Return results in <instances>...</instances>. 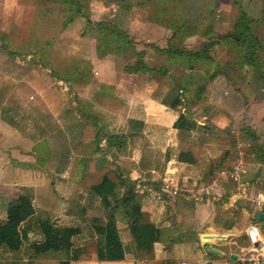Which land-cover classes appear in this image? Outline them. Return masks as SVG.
<instances>
[{"label":"crops","instance_id":"1","mask_svg":"<svg viewBox=\"0 0 264 264\" xmlns=\"http://www.w3.org/2000/svg\"><path fill=\"white\" fill-rule=\"evenodd\" d=\"M138 2L141 1L129 0L126 3L128 8H133ZM212 5L215 15L219 10L226 9L221 5ZM160 9L156 8L153 13L149 9L150 22L158 21L149 23L158 25L152 31L157 30L156 35L161 34L149 45L168 50L198 51L211 43L208 50L210 58L207 59L209 68H203L200 61L192 66H181L178 60L168 61L165 55L155 53L162 59L151 62L150 56H145L143 61L138 57L128 61L134 63L140 60L150 68H167V74L159 80L151 78L148 70L141 67L126 72L124 66L128 65V61L122 50L128 45H123L120 40L118 46L108 48L106 60L95 61L97 66L107 61L118 62V72L114 69L106 72L97 69V81L88 79L80 88L76 83L69 84L70 88L74 86L70 90L78 96L75 97L76 101L44 106L53 157L42 166L37 161L40 158L36 151V156H31L33 167L23 175L31 180V184L20 185L31 187L34 190L32 202L35 209L49 212L54 219L61 215L79 217L83 213L87 216L101 214L104 218L101 196L91 188L101 181L104 174L117 182L112 198L120 199L129 183L135 185L140 210L158 228L159 237L153 243L149 257H145L137 250L125 222L117 219L118 233L124 248L130 242L133 249L131 252L135 253L129 259L130 264H175L181 261L193 264H264V233L254 218L256 211L264 212V204L256 203L264 200V93L255 89L252 94L246 87L237 88L242 80L240 73L233 75L235 79L230 81L228 74H222L221 67H226L227 61L223 62L220 58L216 60L215 57L219 51L221 56L226 54L222 50V42H215L214 38L207 41L204 36L211 24L193 21L190 26L174 27L163 17L166 9L158 11ZM155 13L156 16L152 17ZM158 14L159 19H156ZM113 28L129 34L116 24H113ZM132 29L136 31L135 27ZM86 31L83 27L82 34L86 35ZM128 37L132 36L129 34ZM140 72L150 79L146 85H136L131 91L103 81V78L113 79L121 73L136 78ZM174 78L179 81L174 83L171 80ZM198 78L212 79L210 86L207 85L208 92H198L196 103H188L193 106L191 110H194V106L208 109V104L213 103V137L206 136L204 139L202 135L193 132L192 128L173 127L177 118L185 114L178 103L172 101L169 104L163 98L174 84L180 95L189 92L191 86L182 82L186 79L196 81ZM205 103L207 106H204ZM230 109L233 110L230 111L232 116L223 114V110ZM247 114L250 117H245ZM207 124V121L198 123L205 129ZM227 130H235L237 136L224 135ZM233 137L237 143L242 142L238 146L252 144L248 148L236 147L238 151H234ZM115 138L123 140L121 146ZM184 152H188L186 157L191 159L190 162L179 159V154ZM6 155L9 159L15 157L8 151ZM230 155H233L231 163L240 161L236 179L230 176ZM169 173L174 175L181 191L173 193L172 190L163 189V179ZM34 177H43L42 185L35 184L39 181L32 182ZM214 179H217L218 186L210 194L200 192V187ZM47 180L50 181L46 188L48 195L35 193L36 188L44 187ZM40 197L48 198V206L45 205L47 201L43 208V205L37 204ZM117 217L124 216L118 211ZM79 221L61 226L82 224L83 220L79 218ZM207 245L216 251L207 250ZM127 254L125 249L124 260L98 262L123 264L126 263ZM232 255H235V259Z\"/></svg>","mask_w":264,"mask_h":264},{"label":"rangeland","instance_id":"2","mask_svg":"<svg viewBox=\"0 0 264 264\" xmlns=\"http://www.w3.org/2000/svg\"><path fill=\"white\" fill-rule=\"evenodd\" d=\"M62 1L0 0V220L3 219V211L8 199L15 192L23 189L20 183L31 184V180L29 181L23 176L33 167L31 156H36V151H38L37 157L40 159L37 161L42 166L51 161L53 157V151L50 147L52 144L50 142L51 134L48 129V117L44 106H50L53 103L58 105L63 102L70 103L71 100L76 101L75 97L78 96L72 94L73 92L70 90L74 89V86L70 88L69 84L76 83L77 87L80 88L82 83L88 79L97 81L96 79L99 77L97 69L101 72L113 69L117 71L118 62L108 63L107 61L98 66L95 63L96 60H106L108 48L113 45L118 46L117 42L120 40H116L115 33L112 32V34L110 29L104 28L101 32L99 23L104 25L108 21L111 26L116 24L126 29L132 36L129 38L131 44L123 42V45H128L122 50V54L127 56V61L137 57L142 60L143 57L150 56L151 62H156L162 58L155 54L160 52L155 51L153 45H149L153 39L161 36V34L156 35L157 30L152 31L153 27L158 25L149 23L158 21L150 22L149 9L151 13L156 8H162L158 11L166 9L163 17L174 27L179 25L190 26L193 21L201 22L204 25L211 24L204 36H206L207 41L214 38L215 42L218 40L222 42V50H225L226 54L221 56L220 51L215 53L216 60L220 58L219 60L222 59L223 62L227 61L226 67H221L222 74H228L230 81L234 78L233 75L240 73L239 77L242 80L239 81L237 88L246 87L252 94H254L255 89L260 90L261 94L264 93V0H140L141 2L138 4L135 5L134 3L133 8H127L126 5L122 7L115 0H80L78 9L72 6L66 7ZM128 1L126 0V2ZM149 1H153L152 4L149 3L150 5H148ZM212 4L221 5L226 9L219 10L215 15L211 9ZM154 16L156 13L152 15V17ZM158 16L159 14L156 19H159ZM147 22L150 25L149 30L147 29ZM244 22L248 24V34L258 42L257 53L262 62L263 70L261 77L250 66H240L242 52L234 37L236 35L240 38L244 37L239 31L240 24ZM71 24L72 28L70 27ZM213 24L216 27L213 28ZM83 27L87 30L86 35L85 33L82 34ZM134 27L136 31L132 29ZM108 31L112 35L108 34ZM129 34L127 35L129 36ZM223 35H226V38L222 37ZM233 35L235 36L233 37ZM249 35L248 38L250 39ZM138 52H143L142 56H139ZM178 61L181 66L186 64V58H180ZM197 61H200L203 68L210 66V63L205 59ZM197 61L195 60L194 63H198ZM135 63L126 62L130 67ZM56 74L61 76H55ZM149 79L140 72L136 78L121 73L113 79L103 78V81L111 82L131 91L136 85H146ZM171 80L175 81L174 83L179 81L177 78ZM186 80L182 83L191 86L192 90L180 95L176 84H174L173 89L171 88L163 97L164 101L169 104L173 101L181 106L185 117L196 123L192 128L193 132L202 135L203 139L206 136L213 137V110H211L213 103L208 104V109L194 106V110H191L193 106L188 105L189 102L196 103L198 92H208L207 85L210 86L212 79ZM73 91L75 92V90ZM82 95L80 94V96ZM162 95L164 93L159 97ZM177 98L180 100H176ZM232 109L235 110L236 107ZM232 109L223 110V114L232 116L230 113L233 111ZM245 117L248 118L250 115L247 114ZM200 121H207L206 129L202 125H198ZM236 130L239 131V129ZM225 134L237 136L235 130L234 132L227 130ZM240 143L234 141V151H238L236 147L248 148L249 144H252L246 143L245 146H243L244 144L238 146ZM209 147L212 149L211 146ZM7 151L15 157L9 159V156L6 155ZM221 153L223 154V152ZM29 154L31 155L29 156ZM232 156L230 155L228 158L231 166L234 165L231 163ZM207 157L209 158V156ZM8 159L9 161H7ZM35 168L40 172L42 171L39 167ZM210 168L213 169V166L210 165ZM42 178L34 177L32 182L39 181L35 184H41L44 181ZM48 181L44 187L36 188L35 193L47 194L46 190L48 189L46 188L51 179ZM24 191L33 200L34 190L26 186ZM37 204L48 206V198L40 197ZM36 211L40 212L42 209L39 208ZM102 216L101 214L87 216L83 213L79 217L76 215H69V217L61 215L55 219L49 217L60 225L80 223L79 218L83 220L80 224L82 233L73 239L76 245L85 243L86 252L77 261L66 260L64 253L50 251L37 254L30 247V244L41 237H38L36 233H30L28 240L23 242L18 251L0 247V264H105L99 263L95 259L96 243L91 227L94 222L93 218H102ZM125 249L128 254L126 263L123 264H130L129 259L135 256V253L131 252L133 250L132 244L128 242Z\"/></svg>","mask_w":264,"mask_h":264},{"label":"trees","instance_id":"3","mask_svg":"<svg viewBox=\"0 0 264 264\" xmlns=\"http://www.w3.org/2000/svg\"><path fill=\"white\" fill-rule=\"evenodd\" d=\"M118 1L122 6L125 7L126 5L128 8L125 0ZM79 2L80 0L62 1L66 7L72 6L76 9L80 6ZM98 26L101 27L99 28L101 32L104 28L110 29L111 33H115L116 40L120 39L122 42L131 44V40H129L127 33L115 30L113 26L111 27L110 23H105L104 25L99 23ZM239 31L244 37L240 38L237 35H233V37L235 36L234 39L242 52L240 66H250L254 72L256 71L261 77L263 70L261 66L262 62L257 53L258 42L248 34L249 27L246 22L240 24ZM111 33L108 31V34L112 35L113 33ZM248 35L250 39L248 38ZM225 36L226 35H223L222 37L226 38ZM210 47L211 43L204 45L198 51H181L178 49L168 50L160 49L158 47H154V50L166 55L168 61H176L180 58H186L185 65L192 66L195 60H207L210 58L208 54ZM142 54L143 52H138L139 56H142ZM177 62L181 64L179 61ZM139 67L147 69L152 76L151 78L156 80H159L162 76L167 74V68H150L140 60L136 61L132 67L125 65L124 70L130 72L138 70ZM55 76L61 75L56 74ZM173 127L190 129L193 128L194 125L192 124V121L181 114L173 123ZM111 140H113V137H111ZM115 140L119 143V146L123 143L122 139L115 138ZM187 154L188 152L180 153L179 159L183 161L191 160L186 157ZM116 185L117 182H115L109 175L104 174L101 181L91 187L101 196L102 205L105 209L104 218H93L94 222L91 225L96 243L95 259L97 261L124 260L125 248L119 237L116 223L117 219L124 221L127 225L135 241L137 250H139L143 256L149 257V254L153 250V243L158 240L159 230L148 221L144 216V213L140 210V205L137 203L135 185L129 183L123 197L120 199L112 198ZM22 188L23 189L15 192L13 196L8 199L3 211V219L0 220V247L3 246L11 251H18L23 242L28 240L29 234L36 233L41 238L32 242L30 247L37 254H44L52 251L64 253L66 260L77 261L81 259L86 252L85 243L76 245L73 239L75 236L82 233L81 225L61 226L56 224L54 220L49 218V212L36 211L32 202V197L24 191L26 186H23ZM119 209H121V211ZM118 211L122 212L124 217H117Z\"/></svg>","mask_w":264,"mask_h":264},{"label":"built area","instance_id":"4","mask_svg":"<svg viewBox=\"0 0 264 264\" xmlns=\"http://www.w3.org/2000/svg\"><path fill=\"white\" fill-rule=\"evenodd\" d=\"M240 161L236 162L233 166H232V170H231V173H230V176L233 178V179H236L238 177V174H239V170H240ZM218 186V181L217 179H214L213 181H211L209 184H206L202 187H200V192L204 193V194H210L216 187ZM163 189L165 191H168V190H172L173 193H177L179 191H181L177 181H176V178L174 177V175L172 173H169L168 177H165L163 179ZM257 204H264V200L262 201H257L256 202ZM262 257L264 258V253L262 255ZM243 260H245L244 258H242ZM175 264H193V263H189V262H186V261H181V262H178V263H175Z\"/></svg>","mask_w":264,"mask_h":264},{"label":"water","instance_id":"5","mask_svg":"<svg viewBox=\"0 0 264 264\" xmlns=\"http://www.w3.org/2000/svg\"><path fill=\"white\" fill-rule=\"evenodd\" d=\"M254 218L259 222V229L264 233V212L263 211H256L254 213ZM207 250L216 251L212 246L207 245ZM232 258L235 259V255H232ZM202 264V263H200ZM206 264H211V262H207Z\"/></svg>","mask_w":264,"mask_h":264}]
</instances>
